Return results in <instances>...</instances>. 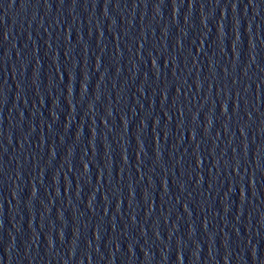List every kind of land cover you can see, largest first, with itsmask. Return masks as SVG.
<instances>
[{"label":"water","instance_id":"obj_1","mask_svg":"<svg viewBox=\"0 0 264 264\" xmlns=\"http://www.w3.org/2000/svg\"><path fill=\"white\" fill-rule=\"evenodd\" d=\"M0 264H264V0H0Z\"/></svg>","mask_w":264,"mask_h":264}]
</instances>
